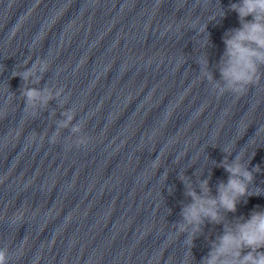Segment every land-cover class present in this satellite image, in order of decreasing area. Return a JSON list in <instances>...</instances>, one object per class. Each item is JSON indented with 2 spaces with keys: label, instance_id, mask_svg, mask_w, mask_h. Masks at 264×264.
I'll return each mask as SVG.
<instances>
[{
  "label": "clouds",
  "instance_id": "clouds-1",
  "mask_svg": "<svg viewBox=\"0 0 264 264\" xmlns=\"http://www.w3.org/2000/svg\"><path fill=\"white\" fill-rule=\"evenodd\" d=\"M231 11L238 14L240 27L231 29L224 34L225 51L221 57L219 72L222 83L217 82L214 88L219 95L230 92L237 96L247 93L250 86L255 85L261 78V67L264 66V0H239L231 3ZM221 13L220 17H224ZM251 17V20L247 18ZM207 43V41H205ZM202 73L209 81L213 80L207 72L206 58L201 61ZM49 68L46 61L37 60L30 68L16 73L25 83L36 77V82ZM39 73V75H38ZM60 89L56 95H60ZM21 95L25 100V108L36 115V109L47 105L53 98L48 89L22 87ZM67 119L59 125L67 127L73 115L66 114ZM73 132H80L81 126L75 125ZM58 133H54L51 142L56 143ZM77 145L88 143L86 135L78 138ZM230 154V149H223ZM221 167L229 173L227 183L217 186V195H211L208 181L200 182L198 193L191 184L185 186V195L191 198V203L181 211L182 221L177 223L180 233H188V244L201 231L205 220L211 223H224L220 210L235 213L237 204L242 197L253 195L249 185L253 182V172L242 162V155L237 154L231 161L227 155L221 162ZM255 195H259L257 192ZM0 264H8L7 249H0ZM201 264H264V210H253L249 218H239L234 224H224L223 234L214 242L211 251L203 258Z\"/></svg>",
  "mask_w": 264,
  "mask_h": 264
}]
</instances>
